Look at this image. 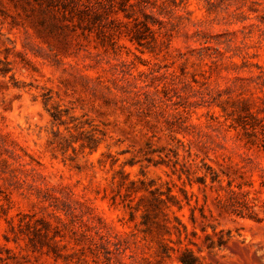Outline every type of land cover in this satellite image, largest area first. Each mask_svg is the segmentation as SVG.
Returning <instances> with one entry per match:
<instances>
[{"label":"rangeland","instance_id":"rangeland-1","mask_svg":"<svg viewBox=\"0 0 264 264\" xmlns=\"http://www.w3.org/2000/svg\"><path fill=\"white\" fill-rule=\"evenodd\" d=\"M0 57L8 264H107L109 228L132 234L139 222L148 237L170 213L193 247L219 249L220 264H264V0H0ZM210 90L229 97L228 107L214 105L227 113V139L215 159L197 149L182 160L167 143L191 146L183 124L215 121L187 100ZM101 115L131 119L149 140L134 154L105 153ZM157 131L167 137L159 148ZM84 153L115 170L90 180L75 163ZM194 156L198 165L188 163Z\"/></svg>","mask_w":264,"mask_h":264},{"label":"clouds","instance_id":"clouds-1","mask_svg":"<svg viewBox=\"0 0 264 264\" xmlns=\"http://www.w3.org/2000/svg\"><path fill=\"white\" fill-rule=\"evenodd\" d=\"M93 2H96V0H93ZM193 92H195V90H193ZM228 99L229 97L223 94L217 96V92L211 90L208 93L203 91L195 94L189 93L187 96L188 101L194 106L207 108L208 115L216 116L217 118L214 122L211 119L208 120L207 126L196 125L193 127L191 121L183 124V127L188 129V132L185 133L182 131L181 135L184 136L186 140L193 141L191 146L188 144L177 145L174 143H167L166 135L162 131H157V136L164 135L165 139L160 140L159 143H157L156 140H153V147L159 148L167 143L168 147H175L185 153L184 157H180L182 160L187 158V152L195 151L197 149L204 151L209 156H212L213 153H219L217 146L224 145L228 136V133L225 131L227 123H222L219 117H226L227 113L217 114L214 110V105L219 104L221 107H228L224 103ZM6 101L7 96H0V111H3L7 106ZM88 107H92L93 110H96L94 105H89ZM87 110L88 108L86 107L85 111ZM121 110L125 111L123 105H121ZM228 110L231 111V108ZM98 111L104 112L103 107L99 108ZM129 113H131L130 108L125 111V115H128ZM180 115L182 114L177 110L175 116L170 117L165 114L163 118L173 119ZM183 115H190V112L183 113ZM153 116L154 119L151 123L157 124L160 118L156 117L155 113ZM103 123H108L109 127L103 128ZM94 126L97 128H103L104 131L109 133V135L103 140L105 145L103 151L105 153H112L114 157L124 149H130L134 154L137 149L144 147L145 141L149 140L147 129L134 124L131 119H129L127 123H123L120 120H116L115 123H112L109 116L101 115L98 116V118H94ZM53 150H55V146H53ZM223 151L231 154L227 147H225ZM67 156L68 153H65V159ZM212 158L215 159L216 157L212 156ZM101 160L102 163L97 165L94 158H89L88 154L84 153L82 154V158L78 156L75 163L85 164V171L89 173V179L93 180L95 174L101 168L105 173L115 170H109L106 167L107 160L105 158L101 157ZM193 160L197 165L199 164V160H197L195 156L192 160H188V163L192 164ZM261 167H264V164H262ZM151 178H153L152 173L149 172V175L145 177V179L147 180ZM0 183H2V181H0ZM89 187H91V185ZM110 188L119 191V198L125 200L123 190L118 189L115 182H110ZM133 201L134 198L129 197L125 203L131 204ZM0 203H2V201H0ZM172 215H174V213H170L169 221L166 223L165 229L155 228L150 223L148 227L151 229L152 234L148 237L141 236L143 226L139 222H137V226L133 229L132 234H123L109 228L106 239L111 241L114 250L110 253L111 258L108 260L107 264H180V258L186 253V251L190 253L194 264H220L221 255H218L219 249L215 246L207 248L206 245L198 242L195 243V247H193V245L189 243V241L192 240V237L187 232H181L180 227L175 225V222L171 219ZM20 255H24V253L21 252ZM258 255L264 256V253H258ZM225 259L227 258L225 257ZM0 264H8L7 258L3 255H0ZM29 264H34V262L30 260ZM65 264H73L71 256L67 257ZM184 264H188V261L185 260Z\"/></svg>","mask_w":264,"mask_h":264},{"label":"trees","instance_id":"trees-1","mask_svg":"<svg viewBox=\"0 0 264 264\" xmlns=\"http://www.w3.org/2000/svg\"><path fill=\"white\" fill-rule=\"evenodd\" d=\"M186 254H190V253L188 252V253H186ZM185 260L188 261V264H194V262L192 261L191 258H187V259H186V258H181V262H182V264H184Z\"/></svg>","mask_w":264,"mask_h":264}]
</instances>
